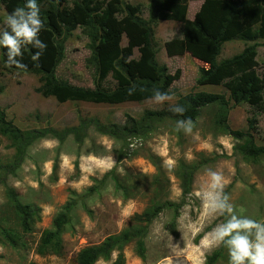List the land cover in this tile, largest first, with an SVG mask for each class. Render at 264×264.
<instances>
[{
    "label": "rangeland",
    "instance_id": "1",
    "mask_svg": "<svg viewBox=\"0 0 264 264\" xmlns=\"http://www.w3.org/2000/svg\"><path fill=\"white\" fill-rule=\"evenodd\" d=\"M81 0H60L70 8ZM140 6V17L149 20L151 0H123ZM13 0H0V28L10 13ZM202 0H189L187 19L193 20ZM153 27L156 59L171 75L179 74L170 91L190 94L195 91L227 94L223 86L198 87L199 68L205 66L189 54L169 56L165 45L173 38H182L181 25L174 21H158ZM258 37L247 41L234 40L223 45L216 58L218 64L240 54L245 47L257 44L259 75L264 74V31L257 26ZM122 46L127 45L123 37ZM90 39L79 26L65 42L64 58L56 68L59 81L85 89H94L97 73L90 62ZM134 58L139 57L137 50ZM40 76L4 69L0 51V109L23 131L50 128L61 141L47 134L26 148L19 166H13L17 152L12 142L0 136V229L21 235L17 247H11L0 233V264H78V253L85 247L98 246L109 236H119L142 226L135 220L152 206L166 202L180 203L183 199L182 167L196 168L192 193L175 221V233L169 224L173 211L164 210L148 226L144 238L146 255L137 252L138 239L116 249L108 259L96 264H114L120 256L124 264H206V258L222 246L201 243L205 233L228 217L209 214L196 195L208 183L206 173L219 172L224 192L234 213L239 217L264 222V155L257 160L245 159L240 148L243 141L230 136L215 121L216 105L200 110L193 121V130L184 134L175 129L176 120H148L147 111L169 109L168 103L156 105L150 100L119 105L84 101L59 103L37 90ZM105 89L115 84L109 77ZM172 103L177 102L173 95ZM127 116L136 119L145 133L126 139L100 134L92 121L123 126ZM253 126L250 127V123ZM233 130L250 132L259 146H264V114L248 104L234 106L229 115ZM86 125V128H81ZM78 129L74 133L70 130ZM96 190L87 195L90 188ZM11 189L23 204H34L39 219L32 230L24 233L19 216L7 196ZM71 199L77 204L71 212L72 222L62 234L59 251H41L42 235L53 229L55 216ZM202 235L199 239L198 236ZM214 264H228L224 247Z\"/></svg>",
    "mask_w": 264,
    "mask_h": 264
},
{
    "label": "trees",
    "instance_id": "2",
    "mask_svg": "<svg viewBox=\"0 0 264 264\" xmlns=\"http://www.w3.org/2000/svg\"><path fill=\"white\" fill-rule=\"evenodd\" d=\"M189 0H151L149 20L140 17V6L125 3L123 0H81L72 7H62L60 0H38L41 9L43 29L40 39L47 45L38 62H33L31 56L35 49L30 46L22 53L23 69H17L4 63V50L0 49L2 64L5 70L12 72L31 73L40 76L41 86L38 92L46 97H53L59 103L68 101H84L96 104L119 105L129 102L149 100L155 89L166 91L177 97L178 104L185 108L182 116L174 115L169 109L147 111L148 120L185 119L196 120L200 110L209 105H216L218 111L215 121L224 127L228 134L237 140H242L240 152L245 159L257 160L264 155V146H259L252 133L233 130L229 123V115L234 106L248 104L264 114V74L259 75L257 61V44L247 46L244 50L226 59L220 64L216 58L225 43L234 40L247 41L250 35L257 38V26L264 31V0H202L201 7L193 20L187 19ZM24 0H13L10 12L18 6H23ZM158 21H174L181 25L182 38H173L165 45L169 56L189 54L205 66L199 68L198 87L215 85L223 86L227 94L195 91L181 94L170 91L172 83L179 74L171 75L164 65L156 59L153 25ZM79 26L84 28L90 39L92 57L90 62L95 65L97 79L94 89L76 87L56 78V68L64 58L65 42ZM123 37L127 45L122 46ZM139 53L134 58V51ZM111 78L115 84L113 89H105L104 83ZM134 91L129 94V89ZM96 130L102 134L117 139H126L145 133L136 119L127 116V123L120 126L107 122L102 124L92 121ZM253 123H250V127ZM81 128L86 125L81 124ZM74 133L78 129L70 130ZM47 134L61 141L65 134L58 135L50 128L23 131L6 112L0 109V136L12 142L11 148L16 152L13 166H19L26 148L34 140L44 138ZM196 168L182 167L183 199L180 203L166 202L152 206L142 215H136L135 220L142 226L121 235L109 236L98 246L83 248L77 256L78 264H96L101 259H108L112 252L138 239L137 252L141 258L146 255L144 238L148 226L164 210L173 211V220L169 224L175 233V221L180 216L181 209L186 205L185 198L192 193L193 179ZM96 189L90 188L87 195ZM7 196L21 221L24 233L32 230L34 220L39 219L40 209L34 204H23L13 190L7 189ZM76 199L69 200L53 220V229L46 230L41 239V251L52 249L59 251L62 244V234L66 226L72 222L71 212L76 206ZM1 236L13 248L21 241V235L13 230L1 228ZM199 239L202 235L198 236ZM223 246L206 258V264H214L221 255ZM114 264H124L120 256Z\"/></svg>",
    "mask_w": 264,
    "mask_h": 264
},
{
    "label": "clouds",
    "instance_id": "3",
    "mask_svg": "<svg viewBox=\"0 0 264 264\" xmlns=\"http://www.w3.org/2000/svg\"><path fill=\"white\" fill-rule=\"evenodd\" d=\"M3 24L5 27L0 28V49L4 50V63L17 69L25 68L22 53L29 46L35 49L31 60L38 62L47 47L39 38L43 21L38 0H24L23 6L16 7L4 17ZM133 91L130 88L129 94ZM173 99V95L159 89H155L149 97L150 102L156 105L168 103L174 115L182 116L185 108L172 103ZM193 126L190 118L177 119L175 129L190 134ZM206 175V187L196 193L201 198L203 209L209 214L228 218L205 233L201 243L225 247L228 264H264V222L237 216L224 192L222 175L211 170Z\"/></svg>",
    "mask_w": 264,
    "mask_h": 264
}]
</instances>
